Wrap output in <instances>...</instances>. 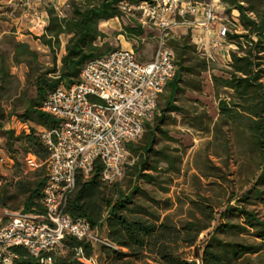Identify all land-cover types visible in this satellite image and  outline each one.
I'll return each instance as SVG.
<instances>
[{"label":"trees","instance_id":"1","mask_svg":"<svg viewBox=\"0 0 264 264\" xmlns=\"http://www.w3.org/2000/svg\"><path fill=\"white\" fill-rule=\"evenodd\" d=\"M139 1L68 0L63 14L46 3L47 23L34 37L50 52L49 66L27 42L8 35L14 30L3 33L0 131L11 165L8 174L0 172V209L45 215L48 150L40 130L55 127L57 121L40 109L41 103L59 85L78 81L86 61L110 51L101 43L99 21L118 19L121 29L115 34L126 40L145 34L141 22L130 15L133 10L121 8V3L135 6ZM219 1L226 15L237 13L232 30L238 32L226 34L232 46L228 60L218 67L215 56L203 55L200 45L192 42L189 30L166 38L175 69L139 139L124 143L134 159L122 167V179L104 183L102 164L95 161L88 177L75 175L66 196L63 211L72 219H85L94 231H104L108 245L93 246L66 234L63 246L50 254L51 264H82L74 258L78 247L105 264H146L148 258L159 264H186L184 251L191 247L202 264H264V220L255 211L264 204V0ZM60 36L66 41L57 64ZM10 63L26 67L31 96L10 94ZM204 71L210 72L214 120L202 101L186 96L201 94ZM3 99L10 101L4 105ZM11 116L26 128L17 133L5 128L4 121ZM176 123L203 134L186 162L189 146L171 135L170 126ZM28 156L35 159L32 169L26 166ZM11 251L16 255L12 264H41L23 246Z\"/></svg>","mask_w":264,"mask_h":264},{"label":"built area","instance_id":"2","mask_svg":"<svg viewBox=\"0 0 264 264\" xmlns=\"http://www.w3.org/2000/svg\"><path fill=\"white\" fill-rule=\"evenodd\" d=\"M220 6L219 0H140L135 6L121 3L123 10L138 12L143 26L156 30V50L145 62L126 47L89 59L81 67L78 81L59 85L42 101L40 109L57 121L55 127L40 130L48 150L42 200L45 215L9 211L0 224V264H12L14 246L25 247L41 264H51L50 254L63 246L66 234L93 246L96 242L108 245L96 237L88 221L72 219L63 211L75 175L88 177L95 161L102 164L104 183L122 175L124 143L140 137L143 123L152 117L157 96L175 69L166 38L173 28L186 27L207 33L213 47L220 43L231 46L226 34L238 31L232 30L231 14L215 11ZM74 258L82 264H99L96 255L85 256L80 247L75 249ZM183 259L186 264H202L193 247Z\"/></svg>","mask_w":264,"mask_h":264},{"label":"rangeland","instance_id":"3","mask_svg":"<svg viewBox=\"0 0 264 264\" xmlns=\"http://www.w3.org/2000/svg\"><path fill=\"white\" fill-rule=\"evenodd\" d=\"M67 1L68 0H52V2H54V4L57 6L56 9L59 10L61 14H63L68 8L66 5ZM42 2L43 0H0V48H6L5 44L1 43V41L3 40L2 39L4 35L3 33H8L11 30L14 31L16 30L17 32L16 34H8V35L12 36V39L16 41L27 42L30 48L38 53L40 62L45 66H49L51 62L50 52L45 46L40 44L38 39L34 37L40 34L37 35L32 34L27 28V26H29L30 20H34L35 22L37 18L39 19V12L41 6L40 4ZM223 8L224 5L221 4L219 8L218 7L215 8V11L222 13L224 11ZM130 15L135 17L139 22H141L140 16L137 13V11L133 10L130 13ZM144 28H145V34H143L139 40L137 39L126 40L122 34H115V32L121 29L120 21L118 19L111 18L108 20L99 21V29L104 33L103 36L100 37L101 43L103 44L104 47H108L110 48V50H113L115 48H121V47L133 49L134 46L136 47V51L134 50L133 51L135 52L137 59H139L140 61H148L149 59H151L157 46V42L154 37L156 34V30L146 25H144ZM187 30H189L190 32V38L192 42L199 44L197 43V41L200 33L199 31H194L195 29L186 28V27H175L170 32V35H176L177 37L183 35ZM59 40H60L59 48L55 51L57 64H59V58L64 52L63 45L66 41V37L60 36ZM199 45H200V50L202 51L201 44ZM217 46L218 47L216 48H223L224 44L220 43ZM207 50H208L207 52L208 54L216 57L218 62L217 66L222 68L223 63H225V60L215 53V49L213 47H207ZM10 72L13 76L11 90L9 91L10 94H15V92L17 93L20 92V96L23 94H25L26 96H31L33 93V88L26 81V77H25L26 67L23 64L16 65L10 63ZM214 72L216 74H220L219 70L215 69ZM186 96L193 97L191 93H187ZM202 97H203L202 101L206 105V110H208L209 114H213V108H214L213 97L212 96L210 97L207 91H205L202 94ZM8 101L10 100L3 99L2 103L6 105ZM152 117L149 119V121L152 119ZM4 126L5 128L14 129L16 133L25 128L24 124L18 121V119H16L15 116H11L9 119H6L4 121ZM170 129H171V135L179 138L184 144H187L189 146L187 149L186 157L184 158V162H186L189 159L191 152L194 149H196L197 146L200 144V142L204 139L202 137L203 134H199L196 131L188 130L184 128L182 125H180V123H176L175 125L170 126ZM2 141H3V136L1 135V131H0V157H2V160H0V172L6 175L9 173L11 160H9V158H7L4 154ZM133 159L134 158L130 157L128 151H126L124 148L122 167L126 163L130 164L133 161ZM26 166L29 169H32L36 166L34 157L28 156L26 158ZM230 167H231V172H233L235 170V166L231 165ZM232 178L237 180L236 178H234V176H232ZM121 179H122V175L117 180H121ZM238 185L239 184L236 183L235 185L236 189ZM233 203L234 201H231V204ZM255 211L264 220V204L255 206ZM8 213L9 210L0 209V224L8 217ZM95 235L98 239L103 240L104 231L96 230ZM184 252L188 253L189 249L188 251L185 250ZM144 262L146 264H155V261H153L151 258L146 259V261ZM99 263L105 264V262H99ZM133 264H144V263L143 262L139 263L137 261H134Z\"/></svg>","mask_w":264,"mask_h":264},{"label":"crops","instance_id":"4","mask_svg":"<svg viewBox=\"0 0 264 264\" xmlns=\"http://www.w3.org/2000/svg\"><path fill=\"white\" fill-rule=\"evenodd\" d=\"M46 3H51L55 8H57V6L54 4V2H52V0H43V2L40 4V12H39V19L37 18L36 21L34 22V20H30L29 21V26H27L28 30L32 33V34H41L44 31V27L45 25L43 24V21H47V15L45 12V4ZM224 9V8H223ZM236 12L235 10L231 11V15L233 20H235L236 18V14L234 13ZM194 31H199V36H198V41L197 43L201 44V49H202V54L205 56H209L210 54H208V50L207 47H213L209 44V35L207 33L201 32L200 30H194ZM3 33V32H2ZM16 30L14 31V34H16ZM218 46L213 47L215 49V53L217 55H219L220 57H222L225 62L228 60V52L229 50L232 48V46H226L224 45L223 48H216ZM202 77V91L201 94H192V98H197L200 101H202V94L207 91L208 95H210V97H213V103H214V108H213V114H209L208 110V114L211 116V118L214 120L217 116V109H216V102L214 100V96H213V89H212V82L210 79V72L209 71H204L201 74ZM203 102V101H202ZM204 103V102H203ZM205 104V103H204Z\"/></svg>","mask_w":264,"mask_h":264}]
</instances>
